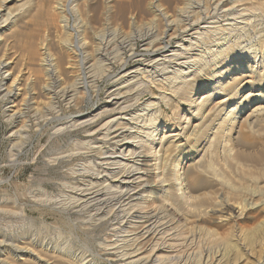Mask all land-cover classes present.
Masks as SVG:
<instances>
[{
    "label": "bare ground",
    "instance_id": "obj_1",
    "mask_svg": "<svg viewBox=\"0 0 264 264\" xmlns=\"http://www.w3.org/2000/svg\"><path fill=\"white\" fill-rule=\"evenodd\" d=\"M13 2L18 3V5L16 7L11 6L10 4ZM81 2L82 0H72V6H70L73 7V9L71 11H75V14H77L76 12L80 13ZM241 2H244V0H214L211 5V11L209 10L208 5L204 4L206 6V8H204L205 6L202 5L203 3L198 2L196 4L197 6L193 7V4V6H187V2V5L185 3V6L179 8V16H172V14L169 12L170 8H166V6H164V4H167H163V0H157L156 2L150 1V15L152 18L148 22L152 30L151 33H146L143 37H141L142 50H135L132 48L134 44L132 45L130 34L125 31V28H134V26L139 23V18H143V16L146 15V9L142 7V1H140L139 17L127 16L128 14L124 7L119 8V10L115 12L114 15L105 17L108 22L106 24V29L108 31L111 30L109 31L111 32V34H109L114 35L117 38H115V40L111 39L107 45L104 44L105 47L103 48L101 46L104 45L100 46V50L98 51V53L95 52V54L100 57V59L98 60H100L101 63H105V66L110 65L107 64L106 61L109 62V57L112 58L111 56H113L114 54V49L112 47L108 50V48L111 43L114 42H116L120 46H125L124 48L128 49V59H126L125 62L121 63V68H119L118 71H116L114 74H108V77L110 79V87L105 92V106L102 107V110L93 115V117L91 118H84L80 116L69 117L68 122L64 125L65 128L57 130V132L61 130L67 131L82 129L84 133H86L89 137L96 136V139L94 141H89L90 144H87V148H80L82 151L80 153L77 152V154L79 153V155L76 156V154H74L76 157L83 156L87 157V159H93V163H95V165L91 170L89 169L86 172V177L84 179H80V181L76 182L75 184H72L70 182L72 185H74L73 187H71V191L73 194L72 197L75 200L74 203L78 204L79 207L99 206V213H95V215H98V221H101V223L107 220V222H109L111 226L114 225L113 221H115V226L120 225L118 229H116L117 227H114L115 229L113 232L116 239L115 243L111 245L108 244L110 248L106 246L107 248L103 250L107 251L104 253H108V255L114 258L123 259L125 264H170L171 262L173 264H236L238 262H236L235 260L233 261L232 257H236L241 249V246L243 247L240 241L243 237V231H241V229L234 230V234L232 233V235L230 232L229 234L231 236L227 240H224L223 244L220 247L213 250H200L198 249V241L196 242V240L200 238V235L201 238L203 235H211V230L203 226L190 224L192 222L191 220H195V217H202L203 214L201 213V209L204 207L206 209L207 207H211V210L209 211H212L214 213H221L220 219L226 222L231 219H238L239 216H243V212L247 210H256L259 208L264 209V192L261 190L262 188L256 187L252 190V188L249 187L251 189L248 190V187L244 189L240 186L239 189L241 190L242 188V192H244L243 189H247L248 191H246V194L242 196L244 197L243 202H239L237 203V205H233L231 203V198L229 199V196L226 193H217V188H223L224 184L228 181L225 180L227 178L226 175H224L226 177L225 179L222 176L215 175L213 167L210 164L207 165L208 171L206 170L202 172V160L192 162L191 158L189 159L190 155L182 152L187 144L194 146L199 143V140L203 136H205L204 139H208L207 142L210 144V148L212 145H220L224 148L225 151L227 147L231 145V149L229 148L232 156L231 159L236 167L239 168L242 164V161L246 159H244V155L241 154L243 152L240 153V150L236 149L235 147L240 136V131L243 130H241L245 122V119L243 118L247 114V111L250 110L249 108L255 102L257 104L264 102V96L252 98L253 95H255V88L264 87V56H262L259 60L256 55L254 57H251V55L253 53L255 54L258 49L256 48V45L252 46L254 43L260 44V46H264V28H262L263 25L261 26V20L257 19L248 21V18L251 17L260 18V15L252 14V12L248 13V9H239V3ZM28 3L26 2V0H0V76L1 72L3 73V71H7L8 76H10V80L11 77H14L12 83L5 89L6 93L4 97H2L5 99V101H10L12 104V106H9L13 108V111L11 110L13 113H10L11 115H8L10 120L19 118L21 119L23 117V111H30L32 108H34V105L39 107L41 106L40 103V105H38L35 101L36 99H38L37 97H34V95H37L36 93H27V88H29L28 83L29 81L33 82L32 88L37 85L41 86L43 84L41 73H43L44 71H47L49 74L52 73L48 69L43 71L42 66V69H40V63L43 62V64H45L44 61L47 56V52L43 51H47V49L45 45H42V51L39 50L40 43L38 44V34H33L32 36L31 34H29V37L26 38V42L24 44L25 48L22 49L23 53L21 52V55L16 56L17 52L15 51V49L18 50L21 46V38L24 35L20 30H18V28H16V24L20 18L25 17H20V14L25 15L24 10L26 9ZM172 5L171 8H173ZM50 8L52 9V6ZM193 8L196 9V12L191 11V9ZM38 11L40 12V10ZM82 11H84V9ZM176 17H180V19L177 21ZM169 18L171 20L170 22L168 20ZM171 18L175 19L172 20ZM51 19L54 18L51 17ZM63 19L65 20L66 18L63 17ZM96 20L98 19H95V21ZM91 21L93 22L92 19ZM253 21L254 25L253 27H251V23ZM167 22H169L167 24V27L162 30L161 28L163 23L166 24ZM112 31H114L115 33H112ZM85 33L87 34V31ZM247 47L251 48L247 49ZM92 49L89 50L88 48L84 52L86 59L85 62H87L88 65V74H92L94 71H96L95 69L97 68V64H95L97 63V61L93 63L95 54L92 55ZM115 49H117V47ZM59 59L63 60L64 58L61 59L60 57ZM221 63H223V66H220ZM250 63L255 64L253 68ZM108 68L106 69L108 70ZM208 69H212L214 70V72L211 78L207 77L208 79L204 80L206 74L203 73L208 72ZM53 73H55L54 75L56 76L57 72L55 71ZM104 75L102 74V76ZM50 76L52 77L53 75ZM6 77L4 76V82L9 79L8 77ZM51 77L48 78L51 79ZM95 77L98 78V76ZM91 79L93 80L95 78L93 77ZM58 80L56 79L57 82ZM76 81L77 82L74 81L75 83L73 86H66L67 84H64L65 86H62L63 84L57 86L59 90L57 89V92H54V94L52 93V96H56V98H50L51 101L48 100V103L45 102L44 104L46 106L47 104L52 106L49 101L55 104L56 102H54L53 99L60 98L68 105H78L77 103L84 95V92L86 90L84 87H81L79 79ZM193 81L196 82L195 84H203L202 89L199 91L197 89L195 91V94L193 93L194 95H192V97L190 96V98H186V93L191 88ZM6 84L7 83H5L4 85ZM43 86L45 85L43 84ZM91 86H93V84ZM151 88H158V91L161 94L157 96L151 93L150 98L147 99L146 102L138 104V100L136 99V97L143 93H148L149 89L151 90ZM45 90H48V88ZM180 98H183V100L179 101V103H181V105L185 107V112L183 113V115L179 116L180 118H178L175 123L165 121L164 117H166V115L162 112L163 110L161 106L169 105L172 100H180ZM217 98L221 99L219 100L220 102L217 103L219 104V106L227 107L225 109V112L223 113L224 115L221 119H219V122L216 123V125L212 126L213 119L206 118L207 116L205 115V113L207 112L206 108L214 103ZM45 105L42 106L45 107ZM43 107L42 109L39 108L42 113V110L45 109ZM262 107L257 106L254 109L255 111L253 110L252 114L258 112V110H260ZM31 111L29 113H31ZM34 111H32V113ZM41 115L40 117H42ZM259 115L261 114L259 113ZM22 124L24 125V122ZM21 128H23V126H21ZM208 130H210V134L207 135ZM226 133L227 135H229L228 138L224 140L221 139L222 141L218 139L220 134L225 135ZM17 135L18 134L16 132V136ZM245 136L249 137L250 135H244L242 136V138L240 137L243 144L248 142L249 140V138H243ZM251 140L253 141L254 139ZM239 144H237V146ZM187 147L189 148V146ZM191 149L192 148H190V150ZM173 150L177 152L181 151V153L177 155L178 157L174 159L173 163L170 162L169 166L167 163V157L169 151ZM217 152L219 153V151ZM61 156L63 155L61 154ZM228 157L229 156L227 155V158ZM62 158H64V160L65 158H69V160H71V153L70 155H68L67 153ZM252 159L250 160L252 161ZM256 160L257 159L254 158V161ZM250 163L251 162H249V164L247 163L248 167H251V174H254V170L252 169L253 166ZM260 165L264 166L262 165V163ZM227 166L229 167V165ZM87 167L89 168V166L84 165L83 168H81L80 172L82 173V171H86ZM243 168H246V166H244ZM75 170H77V168ZM168 170H171L170 175L167 174ZM234 170H232V173H234ZM259 172L261 173V171ZM84 173L85 172H83V174ZM83 174H81V176ZM237 174L238 173H236L235 175H231L236 176ZM248 174L249 173L245 175L248 177ZM243 177L244 176H242V178ZM247 177L246 179H248ZM252 178H254L253 175ZM257 178L258 177L256 175L254 179L257 180ZM244 179L245 178H243V183ZM240 180L241 179H239V181ZM259 184L257 183V185ZM231 190L229 188L228 192H230ZM39 193L41 194L40 198L38 196L33 197L36 198V202H44L45 204L47 203L50 205V203H53L54 199L57 198L54 195L47 193L45 190H41ZM6 200L8 202H14L15 204H17L16 200H8V198L3 201L1 200L0 211L3 210L1 209V207L4 203H6ZM57 201L61 202L60 200L56 199V201H54L55 204L57 203ZM68 202L71 205L70 201ZM75 204L72 205L75 206ZM7 212L9 211H6V214H8ZM16 215L13 214V216ZM197 220L198 219H196V221ZM263 224L264 220H262V222L256 226H259L260 228L263 226ZM7 230L9 232L8 228ZM257 231L258 230H255L248 234L246 233L245 238H249V240L252 241ZM1 234H3V232ZM212 236L214 235L212 234ZM204 237L205 236H203V238ZM215 240L219 239H216L215 237ZM118 243H120L121 245H118ZM126 243L127 245H125ZM5 244V240H0V264H12L8 262L6 252L2 250L5 248ZM220 244L221 243H219V245ZM245 246H247V244ZM41 247H43L44 251L48 252L52 249V253L50 252L51 254L61 251L62 254H64L65 256L67 255L65 251L63 252L64 249L58 250V248H56V246H54L52 242H45V244H43ZM33 249V247L32 250H29L28 248H26V246L24 248L23 246H15V248L12 249L15 254L14 260L16 259V261L20 262L21 264L32 259L34 261L36 260L38 262H42L46 258L47 261L48 255L45 256V258L42 255L44 258L43 259L38 256L40 251L39 253L37 252V255L33 251ZM51 254H49V256ZM61 258L62 257H60V259ZM175 258L178 259L174 262ZM51 259L52 258H50V260ZM65 260L66 259H64V261ZM118 260L116 259V261ZM46 263L48 264V262ZM85 264L92 263L88 261Z\"/></svg>",
    "mask_w": 264,
    "mask_h": 264
},
{
    "label": "rangeland",
    "instance_id": "obj_2",
    "mask_svg": "<svg viewBox=\"0 0 264 264\" xmlns=\"http://www.w3.org/2000/svg\"><path fill=\"white\" fill-rule=\"evenodd\" d=\"M140 1H142V7L146 9V15L143 16L144 19L139 18L140 21H142V19H143L142 22L139 21V23L141 25L138 23L137 24L138 26L135 25L134 28H132V29L125 28V31L130 34V37L132 40V45L134 44V46H132V48L135 50H142L141 49L142 48L141 47V44H142V42H141L142 38L141 37H143L146 33L147 34L151 33L152 28L150 27L149 22H148L152 18L150 15V8H151L150 1L156 2L157 0H85V1L82 0L83 3L81 2L80 13L76 12L77 14H75V11L74 12L71 11L73 9V7H71L72 6V3H71L72 0H53V1L52 0H33V1L32 0H26V2L27 3L29 2V3L27 4L26 9L24 10L25 15L20 14V17H23V16H25V17L20 18L16 24V28H18V30H20L24 34L23 37L21 38V44H20L22 47L18 46L19 49L18 50L15 49V51L17 52L16 56L21 55L23 53L22 49L25 48L24 44L26 42V38L29 37L28 35L31 34V36H32L33 34H38V36H39L38 37V39H39L38 44L40 43L39 44V50L42 51V45H45L46 49H47V51L46 50L43 51V52H47V56H46L45 61L43 60L45 64H43V62H41L42 63V65H41V63H40V65H39L40 69L43 68L42 69L43 71L48 69L52 73L49 74L47 71H44L43 73H41V76L43 78V84L45 86H43V84H42L41 86L37 85V86L32 88L33 82L29 81V83H28L29 88H27V90H28L27 93H29V94L36 93L37 95H34V97H37L38 99H36L35 101L38 105L41 104V106L39 107V106L34 105L33 106L34 108H32L31 110L32 111L36 110V111H34L33 113L31 110H30L31 113H29L30 111L24 110L23 115H22L23 117L21 119L19 118V119H11V120L9 119L8 115L10 113H13L12 112L13 108L9 107V106H12V104L10 101H5V99L2 97H4V95L6 93L5 89L7 88L8 85H10L12 83L14 77H11V80H10V76H8L7 71H3V73L1 72V76H0V201L1 200L3 201L7 198H8V200L10 199V200H16L17 201V204H15L14 202H8L6 200V203H4L3 206L1 207V209H3L1 211H3V212L0 211V228H1L0 229V240H5V242H6V244H5L6 249L4 248L2 250H4L6 252L7 257H8L7 260L9 263L21 264L20 262L16 261V259L14 260L15 254H14V251L12 249H14L15 246L16 247L17 246H20V247L23 246V248L26 246V248H28L29 250H32V247H33L34 248L33 251L37 255L40 251L38 256H40L41 258H43V256H44V258H45V256H47V255L48 256H47V261H46V258L45 259L43 258L44 262L43 261L38 262V261H36V260L34 261L32 259L34 262L32 260H29V261H27L28 263L25 262L23 264H39V263L40 264L41 263L47 264L46 262H48V264H55V263L68 264L70 262H71L70 264H85L88 261H90L92 264L93 263L94 264H125L123 259L114 258V257L108 255V253H104V252H107L104 250H105V248H107L106 246H108V244L111 245V244L115 243L116 239L114 237L113 231L116 227H117L116 229H118L120 225L115 226V221H113L114 225L111 226L109 224V222H107V220H105L106 223L102 222L103 223L102 224L101 221H98V218H99L98 215L97 214L95 215V213H99V211H98L100 208L99 206L98 207L97 206H89V207L80 206L79 207L78 204L74 203L75 200L72 197L73 194L71 191L72 190L71 187L74 186L72 184L79 182L80 179H84L86 177V172L89 169L91 170L95 165V163H93V161H94L93 159H89V158L87 159V157H83V156H78V157H76V156L79 155V153L82 151L81 149L83 147L87 148L88 145L90 144L89 141H91V142L94 141L96 139V136L95 137H89L86 133H84V131L82 129L67 130V131L61 130L58 132H57V130L65 128L64 125L68 122L69 117L80 116V117H84V118L85 117L91 118V117H93V115H95L96 113L101 111L103 106H105V103H104L105 99H106L105 98V92L110 87V79L108 77V74H114L116 71H118L119 68H121V63L125 62L129 56L128 49L124 48L125 46H120L116 42H114V43H111V45H110L111 47L109 46V48H108V50L111 49L112 47L114 49L113 50L114 54H113V56H111L113 59L109 57V59L111 61L110 60H109V62L106 61V63L110 64V65L105 66V63H103V62L101 63V61L98 60V59H100V57L97 56L95 54V52L98 53V51L100 50L99 49L100 46L104 45V44L107 45L111 39L115 40V38H117L114 35H110L111 32H109V31H111V30L108 31L106 29V24L108 22H107L105 17H107L109 15H114L115 12H117L119 10V8H121V7H124V9L127 11V14H128L127 16H129V17H131V16L137 17L138 16L139 17ZM170 1L173 3V5ZM186 1L188 2V5H187ZM186 1L185 0H163V4L166 3L167 5H169V6H167L164 4V6H166V8H168V7L170 8L169 12L172 14V16H174V15L179 16V8L185 6V3L187 6H193L194 5L193 7L197 6L196 4L198 2L203 3L202 5H204V4L208 5L209 10L211 11V9H212L211 5L214 2V0H193L195 3L191 0H186ZM189 1H191V2H189ZM10 5L13 7H16L18 5V3L13 2ZM112 5L115 9L112 7ZM171 5L173 8H171ZM31 6H33V7H31ZM51 6H52V9L50 8ZM239 6H240L239 9H241V8L242 9H248V11H249L248 13L252 12V14H256V15L259 14L260 18L251 17V18H248V21L249 20L250 21L257 20V19L261 20V26L263 25L262 28H264V0H247V1L244 0V2L239 3ZM231 7H233V6H231ZM36 8L38 10H40V12ZM174 8H175V10H174ZM204 8H206V6ZM30 9L32 11L33 10L34 11L32 12ZM83 9H84V11H82ZM28 10L31 11L32 13L29 12ZM174 11H176V12H174ZM191 11L196 12V9L193 8V9H191ZM51 12H53V13H51ZM81 12H83V13H81ZM137 12H138V14H137ZM35 17H36V19H35ZM51 17L54 19H51ZM63 17H65L66 19L64 20ZM37 18H38V20H37ZM252 18H254V19H252ZM56 19H59V20H56ZM91 19L93 20V22L91 21ZM95 19H98V20L95 21ZM173 19H175V18H173ZM179 19H180V17H178L176 20L178 21ZM168 20H169V22L171 21L170 18ZM63 21H65V22H63ZM169 22H167L166 24L163 23L161 29L163 30L164 28H166L167 24ZM252 23H251V25H252L251 27H253L254 21ZM149 29H150V31H149ZM86 31H87V34L85 33ZM153 32H154V30H153ZM112 33H115V32L112 31ZM135 33H136V35H135ZM255 33H256V31H255ZM133 35L136 37H134ZM95 39H97V40H95ZM105 45L101 46V47L103 48V47H105ZM114 45H116V46H114ZM255 45H256V48H258L259 50L257 49V52H255V54L253 53L251 55V57H254L256 55L258 57V60H259V59H261L262 56H264L263 55L264 54V46H260V44H256V43H254L252 46H255ZM86 46H88V47H86ZM92 47H93V49H92ZM116 47H117V49H115ZM261 47H262L263 51H262ZM88 48H89V50L92 49V55L95 54L93 63H95V61H97V63H95V64H97V68L95 69L96 71H94L92 74L87 73L88 72L87 71L88 65H87V62H85L86 59H85V53L84 52ZM248 48H251V47H247V49ZM50 49H51V51H50ZM71 50H72V52H71ZM117 50H118V52L119 51H121V52L118 53ZM115 51L117 52V54ZM59 56L61 57V59L62 58H64V59L60 60ZM96 56H97V58H96ZM115 57L116 58L118 57V58L116 59ZM95 58H96V60H95ZM53 59L56 61H54ZM115 62H116V65H115ZM82 63H85L86 66H85V64H82ZM79 65H80V67H79ZM250 65L253 68L255 64L250 63ZM41 66H42V68H41ZM220 66H223V63H221ZM102 68H104V69H102ZM106 68H108L109 71ZM57 69H58V71H57ZM55 71L57 72L56 76L54 75L55 73H53ZM207 71L208 72L203 73V74H206L204 80L211 78V76L214 72V70H212V69H208ZM256 71H258V70H256ZM67 73H69V74H67ZM94 73L95 74L97 73V74L95 75ZM5 74L7 75V77L9 79L4 82V76L6 77ZM99 74H101V75H99ZM102 74L103 75L105 74V75L102 76ZM50 75H53V76L51 77ZM59 76H61V77H59ZM95 76H98V78H96ZM48 77L49 78L51 77L52 80L49 79ZM53 77H54V79H53ZM93 77L95 79L92 80L91 78H93ZM77 78L80 81V82L79 81L78 82L81 84V87H84L86 90L85 92L87 93L86 94L84 92V95L80 98L79 102L77 103L78 105H76V104L68 105L65 102H63L60 98H58V96H57L58 99H53L54 102H56L55 104L50 102L52 98H56V96L55 97L52 96V93L54 94V92H57V89H58L57 86H60L62 84H63L62 86H65L66 84H67L66 86H73L74 83L77 82L76 81V80H78ZM80 78H81V80H80ZM99 78H101V79H99ZM56 79L57 80L59 79L58 82L56 81ZM5 83H7V84L4 85ZM55 83H57L59 85H57ZM195 83H196L195 81L192 82L191 88L186 93V98H190V96L192 97V95L195 94V91L197 89H198V91L202 89L203 84H195ZM204 83H205V81H204ZM206 83H208V82H206ZM90 84L91 85L93 84V86H91ZM42 86H43V88L44 87L45 88L43 89ZM1 88H3V89H1ZM47 88H48V90H45ZM50 88L52 91L50 90ZM158 90H159L158 88H151V90L149 89L150 94L148 92V93H143L141 95H138V97L140 99L138 97H136V99L138 100L137 103L140 104V103L146 102L147 99L150 98L151 93L159 96V94H161V93ZM34 91H36V92H34ZM49 91H50V93H49ZM81 91H84V90H81ZM87 91L89 92V94ZM38 92H39V94H38ZM254 94L255 95H253L252 98H256L258 96H264V87L255 88ZM50 96H52V97H50ZM21 99H22V97H21ZM48 100H50L49 103H51L52 106H50L49 104H47V106H46L44 104L45 102L48 103ZM181 100H183V98H180V100L179 99L172 100L171 103H169V105H162L161 106V108L163 110L162 112L166 115V117H164L165 121L175 123L178 120V118H180L179 116L183 115V113L185 112V107L183 105H181V103H179V101H181ZM219 100H221V99L217 98L214 101V103H212L211 105H209L206 108L207 112L205 113V115L207 116L206 118L213 119V125L212 126L216 125V123L219 122V119L222 118V116L224 115L223 113L225 112V109L227 107V106L226 107L219 106V104H217L218 102H220ZM38 101H40V102H38ZM42 105L43 106L45 105V107H43ZM262 105L264 107V102L260 103V104H257L255 102L254 104H252L251 107L249 108L250 110L247 111V114L243 118V119H245L244 126H242V128H241V130L243 129L242 130L243 133H242V131H240V136H239V139L237 141V144H239V143L240 144L238 145L239 147L237 146V144L235 147L236 149L240 150V153L243 152L241 154L244 155V157H243L244 159L246 158L245 160L242 161V164L239 167L240 171H239V168L236 167V165H234L232 162V159H231L232 156H231V151H230L231 145H229L230 147L228 146L225 151H224V148L221 147L220 145L215 146V145L211 144L212 146L210 148V144L207 142L208 139L207 138L204 139L205 136H203L200 139L202 141L199 140V143H197L194 146L187 144V146H189V148L186 146L187 148L186 147L185 148L187 150L184 148V150L182 151V152L190 155L189 159L191 158L192 162L193 161L197 162L198 160H202V164H201V166H202L201 171L202 172H204L206 170L208 171L207 165L210 164L213 167V171H214L215 175L222 176L224 179L227 177L225 179L226 181L228 180L225 183L227 185L224 184L223 188L218 187L217 193H219V192L220 193L221 192L226 193L229 196V199L231 198V203L233 205H235V204L237 205V203L243 202L244 197H242V196H244L246 194L245 192L250 190L251 188L253 190L256 187H260V188H262L261 190L264 192V189H263L264 188V171H263L264 166L260 165L261 163H262V165H264V133H263L264 132V115H263L264 108L262 107ZM257 106L262 107L260 110H258V112L261 115H259L258 112L252 114L253 110ZM35 107H37V108H35ZM38 107L41 109H42V107L46 109V111H45V109L42 110L45 115L41 112V110ZM47 107H48V109H47ZM49 107H50V109H49ZM51 107H52V109H51ZM6 109L7 110L10 109V110H8V112H7ZM216 110H218V111H216ZM37 111L40 112L42 115L40 113H38ZM260 111H263V112H260ZM47 113H49L50 115ZM38 115H39V117H38ZM40 115L42 117H40ZM254 116H255V118H254ZM41 118H43V119H41ZM246 118L248 119V122H247ZM12 120H13V122H12ZM23 122H24V125L22 124ZM21 126H23V128H21ZM23 131H24V133H23ZM16 132L18 134L17 136H16ZM208 134H210V130L207 131V135ZM244 135H247V136L250 135L249 137H246V136L243 137V138H247V139L249 138L248 142L244 143L245 145L242 143V140H241L242 136H244ZM18 137H20V138H18ZM228 137H229V135H227V133L225 135L220 134L218 139L224 140ZM251 139H254V140L252 141ZM261 140H263V141H261ZM249 141H250V144H249ZM194 147H195L196 151L194 150ZM244 147H246V148H244ZM190 148H192V149L190 150ZM241 150H244V151H241ZM217 151H219L220 154ZM77 152H79V153L77 154ZM214 152H216L217 154ZM67 153H68V155H70V153H71V158H70L71 160H69V158H65V160H64V158H62ZM179 153H181V151H179V152L174 151V150L169 151L168 157H167V159H168L167 163L169 166H170V162L173 163L174 159H176L178 157L177 155H179ZM61 154L63 156H61ZM74 154H76V156ZM220 155L224 156V157H221ZM227 155L229 156L228 158H227ZM253 157L255 159H257L256 160L257 162L254 161ZM249 158L250 159L253 158L252 161ZM247 159H249V160H247ZM54 161H56V162H54ZM244 161L246 162V164ZM248 161L251 162L250 164H252V166H253L252 167V169L254 170L253 172L258 177L257 180L254 179L256 175H254L253 173L251 174L252 171L250 170L251 167L250 166H249L250 168L248 167V164H249ZM82 164H83V166L84 165L89 166V168L87 167V170L82 171V173H81L80 170H81V168H83ZM78 165H79V167H78ZM227 165H229V167ZM243 165L246 166V168H243L244 167ZM254 165H256V166H254ZM258 166H260L261 168ZM257 167H258V169H257ZM76 168H77V170H75ZM242 168L244 169V171ZM254 168H256V169H254ZM216 169H217V172H216ZM241 169H242V172H241ZM246 169H247V171H246ZM259 169H261V170H259ZM232 170H234V173H232ZM235 171H236V173H238L236 176H234L236 174ZM237 171H239V172H237ZM259 171H261V173ZM83 172H85V173L83 174ZM246 172L250 174V175L248 174V177L246 176L247 175ZM79 173H80V175H79ZM170 173H171V170H168L167 174L170 175ZM81 174H83V175L81 176ZM231 174H234L233 176L235 178ZM240 174H241V176H240ZM224 175H226V177ZM252 175L254 176V178H252ZM242 176H244L243 178H245V179L247 177L249 180L244 179V183H243ZM260 176H262V177H260ZM236 178L238 181H239V179H241L239 182H242V183H239L236 180ZM229 182H231V183H229ZM257 183L258 184L260 183V184L257 185ZM235 184L237 185V187ZM243 184H244V187H243ZM69 186H70V188H69ZM240 186L244 189L248 187L247 188L248 190L243 189L244 192H242L241 191L242 188H241V190L239 189ZM249 187H251V188H249ZM229 188H230V190L232 189L230 192H228ZM40 189L45 190L47 193L52 194L55 197H57L56 199L60 200L61 202L57 201L56 204L59 207L61 205L62 206L59 208L55 204L54 201H56V199H54L53 203H50V205L47 203L45 204L44 202H42V203L36 202V198H33V197H36V196H38L39 198L41 197L40 196L41 194L39 193L41 191ZM223 190H224V192H223ZM56 195H59V196H56ZM58 197H59V199H58ZM65 198L66 199L68 198V199L66 200ZM34 199H35V201H34ZM65 201H66V204H65ZM68 201H70L71 205L69 204ZM9 203H11V204H9ZM63 204H64V207H63ZM67 204H68V206H67ZM72 204H75V206ZM9 205H11V206H9ZM69 205L71 208L69 207ZM66 207H68V208H66ZM209 210H211V207L210 208L207 207V209L205 207L202 208L201 209V213L203 214L202 217H195L194 218L195 220L192 219L191 220L192 222L190 223V224H196L199 226H203V227L211 230V235H203V236H205L204 237L205 239L203 238V236L201 238V235H200L199 239H201V240L203 239L202 242L199 239L196 240V242L198 241L197 242L198 249H200V250L201 249L213 250L215 248H218L223 244L224 240H227L232 235L234 230L241 229V231H243L242 232L243 237H242V240H240V241H241L243 247L241 246V249L238 252V255L236 257H232L233 261L235 260L236 262H238L236 264H264V224L260 228H259V226H256L259 223H261L262 220H264V209L259 208L256 210H253V209L247 210L248 212L247 211L243 212V216L241 215L242 217L239 216V218L236 220L235 219L228 220L229 222L228 221L227 222L222 221L220 219L221 213H214V212L209 211ZM6 211H9L7 213L10 215L6 214ZM13 211H15V212H13ZM258 211L260 212V214ZM13 214L14 215L17 214V215L13 216ZM92 216H94V217H92ZM24 218H25V220H24ZM196 219H198V220L196 221ZM22 221H24V222H22ZM20 222H21V224H20ZM92 222H94V223H92ZM11 223L15 226L17 224V226L15 227ZM11 226H12V228H11ZM7 228L9 229V232H8ZM15 228H16V230H15ZM22 228H23V230H22ZM13 229H14V231H13ZM18 229H20V230H18ZM255 230H258V231L252 239L253 242L250 241L249 238L248 239L245 238L246 233L248 234V233H251ZM1 231L3 232V234H1L2 233ZM230 232H231V235L229 234ZM7 234H9L10 236ZM212 234L216 237V239H219V240H215V237L212 236ZM210 236L212 237V239ZM4 237H6V238H4ZM242 241L244 243H246L247 246H245L246 244H244ZM45 242H52L53 245L56 246V248H58V250L64 249L63 252L65 251L67 253V255L65 256L64 254H62L61 251H58L57 253L54 252L53 254H51L52 249L49 250V252L44 251L43 247H41V246L43 244H45ZM211 242H212V244H211ZM219 243H221V244L219 245ZM15 244H17V245H15ZM118 245H121V244L118 243ZM125 245H127V243ZM199 245L201 248L199 247ZM213 246H214V248H213ZM67 250L70 252H68ZM42 251H44V252H42ZM84 253H85V255H84ZM49 254H51L52 256L51 255L49 256ZM53 255H55V256H53ZM78 255H80V256H78ZM49 257L52 259L50 260ZM60 257H62V258L60 259ZM237 258H238V260H237ZM64 259H66V260L64 261ZM116 259L117 260L119 259V260L116 261ZM177 259L178 258H175L174 262ZM108 260H110V261H108ZM144 264H148V263H144ZM170 264H173V263L171 262Z\"/></svg>",
    "mask_w": 264,
    "mask_h": 264
}]
</instances>
